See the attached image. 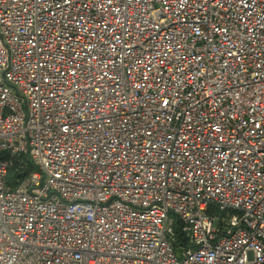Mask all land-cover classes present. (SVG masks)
I'll return each mask as SVG.
<instances>
[{"label": "built area", "instance_id": "2783aa9c", "mask_svg": "<svg viewBox=\"0 0 264 264\" xmlns=\"http://www.w3.org/2000/svg\"><path fill=\"white\" fill-rule=\"evenodd\" d=\"M0 264H264V0H0Z\"/></svg>", "mask_w": 264, "mask_h": 264}, {"label": "rangeland", "instance_id": "374dc122", "mask_svg": "<svg viewBox=\"0 0 264 264\" xmlns=\"http://www.w3.org/2000/svg\"><path fill=\"white\" fill-rule=\"evenodd\" d=\"M177 256H178V254H177Z\"/></svg>", "mask_w": 264, "mask_h": 264}]
</instances>
